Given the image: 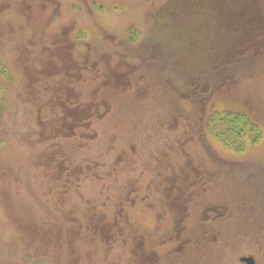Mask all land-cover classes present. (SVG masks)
<instances>
[{
  "label": "rangeland",
  "instance_id": "374dc122",
  "mask_svg": "<svg viewBox=\"0 0 264 264\" xmlns=\"http://www.w3.org/2000/svg\"><path fill=\"white\" fill-rule=\"evenodd\" d=\"M261 140L223 142L215 114ZM264 264V0H0V264Z\"/></svg>",
  "mask_w": 264,
  "mask_h": 264
},
{
  "label": "trees",
  "instance_id": "16d2710c",
  "mask_svg": "<svg viewBox=\"0 0 264 264\" xmlns=\"http://www.w3.org/2000/svg\"><path fill=\"white\" fill-rule=\"evenodd\" d=\"M219 117L220 122L210 123L211 130L216 127L221 128V132L217 135L223 138V142L231 145H240V147H247L248 144L256 145L261 140V132L259 128L251 123L248 117L236 113L215 114V118Z\"/></svg>",
  "mask_w": 264,
  "mask_h": 264
},
{
  "label": "water",
  "instance_id": "95a60500",
  "mask_svg": "<svg viewBox=\"0 0 264 264\" xmlns=\"http://www.w3.org/2000/svg\"><path fill=\"white\" fill-rule=\"evenodd\" d=\"M241 262L244 264H256V261L252 257H244L241 259Z\"/></svg>",
  "mask_w": 264,
  "mask_h": 264
},
{
  "label": "flooded vegetation",
  "instance_id": "af4514ba",
  "mask_svg": "<svg viewBox=\"0 0 264 264\" xmlns=\"http://www.w3.org/2000/svg\"><path fill=\"white\" fill-rule=\"evenodd\" d=\"M244 264V263H243ZM257 264V263H256Z\"/></svg>",
  "mask_w": 264,
  "mask_h": 264
}]
</instances>
